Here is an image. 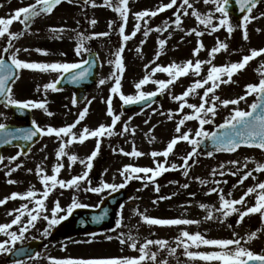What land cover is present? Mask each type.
Returning <instances> with one entry per match:
<instances>
[{"label":"rangeland","instance_id":"1","mask_svg":"<svg viewBox=\"0 0 264 264\" xmlns=\"http://www.w3.org/2000/svg\"><path fill=\"white\" fill-rule=\"evenodd\" d=\"M35 0H11V7L8 13H5L4 7L0 11V18H10L14 14L15 10L21 7L28 6L34 3ZM114 3L117 0H113ZM170 0H129L130 12L128 15V21L125 27V34L131 35L135 29V25L138 22L135 19L134 13L143 10H156L162 4H168ZM196 10L202 15H206L209 12L214 13V23H218L219 13H215V6L211 3L205 4L204 0H191ZM97 5H103L104 0H96ZM182 0H178L177 7L173 9H166L164 12H160L155 17L145 18L147 23L139 21L142 29L138 32L135 37L126 42L125 51L123 53L126 70L121 80L122 91L126 95H135L137 90L135 89V83L139 82L145 75L151 73L152 69L156 64L168 66L170 63L175 62L183 64L187 60L200 59L207 61L209 52L212 47L217 44V40L226 42L229 45L227 52H220L217 54L213 64L216 66H222L229 63L240 62L244 55L250 54L251 49L264 48V4L258 5L252 15L260 17L259 19L253 20L248 25L249 39H243V30L240 25L231 18L230 21L235 27V31L229 36L226 28H221L219 31L208 34L210 29H205L203 25H199L195 17L191 14L188 16L182 15V29H175L174 25V12L183 10L179 7ZM58 9V8H57ZM55 9L51 15H41L37 17L30 28L27 29L24 38L16 45L15 49H20L18 58L27 62H38V63H66L67 61H41L38 60V55H32L35 53L33 48H41L47 45L53 46V42L56 40L71 42L72 53L75 56L83 57L86 53L77 55L75 47L77 44V33H87L86 36H92L96 33L109 32L110 35L107 37L92 38L86 41L85 46L96 50L102 61V69L100 72V80L104 79L106 82L103 85L98 84L93 88L85 100L78 104L73 105L72 100L75 98L73 92L62 91L53 92L48 90L44 91V85L54 81L59 74L54 72H41L33 70H21L20 80L13 87L14 98L20 101L32 100L35 102L46 103L47 109L54 113L53 116L46 115L43 109L34 108V120L44 128L48 126L52 127H63L75 122L78 118V114L85 108H88V114L85 119L81 121L74 132L79 133L84 127L95 129L101 124L110 125L111 117L107 115V103L106 101L111 98L113 102V110L119 115L122 113L120 107L123 104L119 99V95H113L110 92L111 87L114 86V78L112 73L115 70L114 65L110 64V60H114V53L122 46V37L119 34V26L122 23L119 14L111 10L109 7L97 6L92 7L87 5V9L90 10V17L88 20L79 17V13L73 14L68 13L74 9L73 4L62 5L60 10ZM79 9V8H78ZM57 11V12H56ZM85 11V10H84ZM192 9H188L191 13ZM95 19L97 23L93 26L90 22ZM114 21L115 23L109 27V22ZM168 21L172 25L167 32H156L151 31L147 37L143 35L145 29H156L162 27L164 22ZM198 28V30L204 31L205 35L197 37L194 33L187 35L186 33L192 28ZM52 28H64L67 29L61 38L53 39L50 33ZM257 29H260L257 31ZM23 30V24L19 21H14L10 26L11 32L20 33ZM169 36L171 38L169 39ZM166 39L168 42L165 46L163 54L155 64H152L156 52L159 50L158 40ZM8 37L0 38V56L3 49L6 46ZM198 41H202L205 48L199 53L198 57L193 56V49L198 46ZM143 42V43H142ZM25 48L29 51H23ZM140 48L141 53H137L136 49ZM36 54V53H35ZM149 65L146 69L145 66ZM264 55L254 58L245 69L239 71L233 76L234 84H221L220 88L217 89V95L222 99H234L241 96L243 93L242 87L245 81H252L253 83L259 82L261 72H264ZM209 65L205 64L202 67L200 76H194L191 73L185 77L179 78L174 85L170 86L169 90L164 92L165 100L159 105H155L146 111H137L130 114H124L121 116V121L116 125L115 132H122L123 124L130 121L129 127L135 128V135L131 133H124L123 135H113L108 137L105 135L101 138L99 160H93V169L89 176L98 177L97 173L105 171V177L102 181L109 184H121L124 183V177L120 174L121 170L126 165H132L135 167H155L154 158L151 156L153 151L162 152L166 149L168 143L179 134L175 132L178 121L183 118L184 115L191 114L192 110L185 107L181 112L179 109L180 102L174 100L173 96H179L197 79L205 77ZM152 79L157 80H168L169 77L166 73H156ZM226 79V77H225ZM157 85L149 83L143 87V91L151 92L157 90ZM207 87V86H205ZM220 90V91H219ZM204 89H198L196 93L190 95L187 99L189 103L199 105L201 103L200 97L203 94ZM89 101L91 102L89 104ZM235 106H229L224 108L221 105H217L218 112L214 119L213 124L205 125L206 131H211L212 128L219 123L224 121L232 108ZM239 108L245 110L248 108L247 101H241ZM172 113L171 119L169 113ZM147 121V123H146ZM0 123L11 124L14 123L12 120V111L5 104L0 105ZM198 122H187L181 127V132L186 133L191 131L194 137L195 131L198 129ZM154 137V139H153ZM97 143L96 138H89L83 144L73 143L66 149L69 154L77 155L80 159L86 160L87 157L95 149ZM60 142L53 137L45 136L42 142L28 155L23 157L19 155L16 161H11L13 156H17L19 151L16 149L8 150L4 153V161L2 168L0 169V199L10 196L13 192L25 193L28 190H35L37 193L43 191V185L40 182V178L36 175L35 169L37 166H42L44 171L48 175H53V167L57 163L56 151L59 147ZM133 145L138 151L145 153L141 157L125 156L120 152L123 149L126 152H131ZM113 149L116 151L114 152ZM193 150L192 146L186 141H180L174 148L172 154L167 157L166 167L172 164L178 166L183 164L182 157L187 156L189 152ZM47 157V159H45ZM245 158H248L247 169L243 171H250L255 167L254 162L262 163L254 152L239 150L235 155H221L211 160H201L197 166L192 170L191 174L187 178H183V168H179L175 171L165 172L160 181V192L154 194L152 187L143 189V185L136 183V210L140 213L146 214L152 218H187L200 221V223L188 225V226H155L146 224L140 215L131 214L130 209L135 207V200H130L127 205L123 207L122 217L125 218L122 223V227L115 229L114 231L102 233L97 237H83L77 238L69 243H55L49 248L50 253L59 255L57 258L66 257H96V256H128L136 257L139 255L137 251H133L128 245H121L115 237L122 231L125 234L131 233L137 237L141 242L145 238L147 239H164L169 241L171 247H176V237L179 236L181 230H188L191 233L200 232L208 239H229L233 238L234 232L239 233L240 237L244 239L250 232L264 230V224L262 222L260 214H250L245 217L244 221L237 225L238 214H233L228 218L225 223H220L217 220H206L208 212H213L215 216H219L220 213L216 211L220 208V202L218 193H212L206 195L211 189L218 188L222 189L226 198L228 199H239L247 191L249 187L262 182V174L254 172L253 176L249 177L246 183L237 185V181L240 180V175L233 176L230 171H235V168L229 161L239 160L240 166L242 167L245 163ZM105 159V160H103ZM155 160L165 163V157H156ZM65 165L62 169L59 178L69 180L73 176L82 174L86 169L85 165L81 164L79 160L72 164L67 157L63 159ZM223 164L225 167L222 169L226 174L224 176L219 175L220 165ZM17 171L13 172L11 177L7 176L6 173L10 168L17 167ZM32 169V172L28 170ZM217 169V174L212 175V170ZM143 176L144 174H139ZM150 175V174H149ZM199 177L208 183L201 185L199 180L195 179ZM13 179L17 181L15 184H9L7 181ZM135 180V179H133ZM132 180V181H133ZM216 180L224 181L219 185L215 183ZM92 187H99L91 179ZM188 183L189 187L184 189L183 184ZM88 185L86 182L81 183V190L76 191L74 189H59L54 190L48 199L45 201L50 216L51 210L55 207V202L58 200L62 209H67L76 197L80 203L95 206L105 195L107 191L102 193H93L83 191ZM235 186V187H234ZM109 191V190H108ZM195 193V196L190 194ZM228 193H231L229 196ZM189 195V196H187ZM160 196H171V199L159 200L158 203L154 204L153 201L157 200ZM39 198V196L37 197ZM251 198V199H247ZM246 198L247 206L255 204V194ZM27 201L16 199L9 200L5 205L0 206V219H3V213L6 208L18 209ZM207 204L208 209H202L200 204ZM33 207L29 204V208ZM129 207V208H128ZM238 208L242 206L238 205ZM128 208V209H127ZM170 209V210H169ZM60 213L59 215H63ZM6 222V221H5ZM2 221L0 224L5 223ZM45 224H48L45 221ZM136 224V225H135ZM231 224L229 228L227 225ZM36 232V231H35ZM112 236V240H108L107 237ZM257 239H254L251 243L245 244L244 246L250 248L256 253L264 252V231H258ZM92 240L91 243L85 241ZM79 241V243H77ZM106 241H110L106 243ZM244 241L242 240V244ZM66 246V247H65ZM139 246V245H138ZM123 249V250H122ZM191 251L208 252L214 249L208 246H201L199 249L193 247ZM152 251H158V259L166 260L170 264H176L179 262V256L183 255V248H177V252L174 256L168 254L167 248L163 251L158 249V246H152ZM183 257H186L183 255ZM183 264H206L203 261H190L186 257V261ZM216 264V262H212Z\"/></svg>","mask_w":264,"mask_h":264},{"label":"snow or ice","instance_id":"2","mask_svg":"<svg viewBox=\"0 0 264 264\" xmlns=\"http://www.w3.org/2000/svg\"><path fill=\"white\" fill-rule=\"evenodd\" d=\"M64 0H35L34 3L21 7L15 10L14 14L10 18H0V38L8 37V47L3 49L4 53H9L13 48L12 41L19 39L22 33L11 32L10 26L14 21H19L25 26V30L30 28L33 21L40 17L41 15H51L54 9L57 6L61 5ZM69 4L77 3L79 0H67ZM178 0H170L168 4H162L156 10H143L140 12L134 13L135 19L138 21L135 25L134 31L131 35L125 34V27L128 21V15L130 12L129 0H117L116 3L113 0H104L103 5H97L96 0H83V5H91L92 7L103 6L109 7L111 10L119 14L122 23L119 26V34L122 37V46L119 47L114 53V60H110L109 63L114 65L116 71L112 73L114 78V86L111 87L110 92L113 95L118 94L119 99L122 101L123 106H130L136 104H142L145 102H154V98L158 95H162L166 90H169L170 86L174 85L175 82L181 78L189 75L191 73L194 76H200L203 65H209L207 70V75L200 79L195 80L186 91H184L179 96H173L172 98L180 102L179 109L182 112L185 107L191 109V114L184 115L182 119L178 121L175 132L179 135L174 137L167 145L166 149L162 152L153 151L151 156L154 158L155 167H135L132 165H126L120 172L124 177V183L119 185L109 184L103 181L100 182L99 187L91 186L90 172L93 168L92 161L99 155L101 138L105 135L111 137L113 135H123L124 133H131L135 135L136 129L130 128V121L123 124L122 132H115L114 129L116 125L121 121V116L123 113L117 115L113 110L112 99L109 98L107 103V115L111 117V124L104 125L101 124L95 129H90L84 127L82 131L76 133L73 131L83 121L88 114V108L85 107L79 114L78 118L72 124L63 126V127H52L48 126L47 128L41 127L35 120L32 121L31 127L28 128H17L11 130L9 126L5 123H0V146L11 145L14 140H23V141H32L33 138L40 137H53L60 142L59 147L56 151L57 163L52 169L53 175H48L42 166H37L35 169L36 175L40 178V182L43 185V191L37 193L35 190H28L25 193L13 192L10 196H7L3 199H0V206L5 205L9 200H24L27 203H24L20 208L14 209L8 212V215L13 216L14 218L10 223L0 224V234L6 237V239L0 241V255L2 254H14V255H24L27 254L29 259L40 258V254L36 253L32 255L24 249H17V242H22L25 238V234L30 231L31 228L36 227V222L44 220L48 222V227L44 230L43 235L48 236L51 234V229L55 226H58L62 221L68 220L72 215L73 211L78 208L88 207L85 204L79 202L76 197H73L71 205L67 209H62L59 201L55 202V207L51 210L50 216L46 214L48 209L46 207L45 201L51 195V193L59 189H74L76 191L81 190V183L86 182L87 187L83 189L86 192L93 193H102L107 189L111 191H117L118 189L124 188L127 186V183L133 179L141 180L145 182V187L149 184L154 186L155 192H160V185L156 183V178L163 175L168 171H175L179 168H183V175L185 177L189 176V169L191 167L189 161L193 157L199 154L200 146L204 143L205 140H210L211 145L214 151L216 152H227L234 153L242 146L249 148H256L264 151V72H261V78L258 83H250L245 87V94L234 99H222L217 95V89L220 88L221 84H231L235 83L233 76L239 71L246 68L250 61L256 57L264 55V48L259 50L251 49L250 54L244 55L240 62H234L225 64L222 66H216L213 64L218 53L224 51L227 52L229 45L226 42L217 40V44L211 48L209 52V59L207 61L195 59L187 60L183 64H178L175 62L170 63L168 66H163L156 64L152 69L151 73L145 75L139 82L135 83V89L137 94L135 95H126L122 91L121 80L123 74L126 70L123 53L125 51L126 42L135 37V35L141 31L142 26L139 21H144L147 23L145 18L155 17L160 12H164L166 9H173L177 7ZM205 4H213L215 6L214 12L219 13L220 17L218 18V23H214L213 17L214 13L209 12L206 15H202L198 10L195 9L194 4L191 0H182V3L179 4V7L183 10L174 12L175 20L174 25L175 29H182V15L188 16L191 14L197 20L199 25H203L205 29H210L208 34L219 31L221 28H226L229 36L235 31V27L229 19V0H204ZM261 3H264V0H236V4L239 6V11L241 13H246L242 16V22L236 27H240L243 30V39H249L248 25L255 19L260 17L253 16V10ZM188 9H192L191 13L188 12ZM264 16V14H262ZM93 26L97 23L95 19H92L90 22ZM115 23L114 21L109 22V27ZM172 25L168 21L164 22L162 27H157L156 29H145L143 35L147 37L151 31L156 32H167ZM260 29H257L259 31ZM67 31L64 28H52L50 33L53 39L61 38L63 33ZM195 34L197 37H202L205 35L204 31L198 30V28H192L188 31L187 35ZM109 32L96 33L92 36H86L84 33H77V44L75 47V52L77 55H81L84 52H88L90 55L91 49L85 46L86 41L92 38L107 37ZM171 36H169V39ZM166 39H159L158 45L159 50L156 52V55L151 62L155 64L159 60L160 56L163 54L165 46L167 44ZM143 43V42H142ZM205 48V45L202 41H198V46L193 49V56L198 57L199 53ZM20 49H15L11 53L10 63L7 62L2 56H0V103H4L6 106H14L16 109H43L48 116H53L54 113L47 109L46 103L44 102H35L32 100L20 101L14 98L13 85L17 80L20 79V70H33L41 72H54L59 74L58 77L44 85V91L47 92L51 90L53 92L61 91L62 89L57 87L63 81L76 84L84 79H86L91 74V68L94 65L92 60H83L80 63H38V62H27L18 58V53ZM23 51L27 52L29 49L25 48ZM35 51L48 55L49 53L45 49L37 48ZM137 53H141L140 48L136 49ZM84 65H88V68H85ZM149 65H146L147 69ZM264 67V65H262ZM156 73H166L169 77L168 80H157L152 79ZM226 77V79H225ZM11 82V83H10ZM105 80L101 79L99 81L100 85L105 84ZM149 83L157 85L156 91L145 92L143 87ZM207 86V87H205ZM198 89H204L202 96L200 97L201 103L199 105L192 104L188 102V97L193 93H196ZM249 96L254 97L253 102L249 105L248 110H242L239 108L241 101H247ZM73 105L77 103L75 98L72 100ZM91 102L89 101V104ZM221 105L224 108H228L230 105L235 106L232 108L230 114L224 118V122L220 123L216 131H206L205 125L213 124L214 119L217 115L218 108L217 105ZM150 106V105H149ZM172 113H169V118L171 119ZM198 121L199 127L194 133V137L191 131L182 133L181 127L185 124L186 121ZM147 123V121H146ZM89 138H96L97 143L95 149L87 157L86 160L80 159L77 155L69 154L67 148L73 143L83 144ZM154 139V137H153ZM180 141L188 142L193 150L187 154V156L182 157L183 164L178 166L172 164L169 167H166L167 157L173 153L175 146ZM115 152L116 150L113 149ZM120 152L125 156L132 157H141L145 153L138 151L133 145L131 152H126L123 149H120ZM23 149L18 153L17 156H13L10 159L11 161H16L19 158V155H23ZM209 156L213 155V152L208 153ZM163 156L165 157V163H161L155 160L156 157ZM67 159L75 164L78 160L81 164L85 165V171L80 174L73 176L69 180L60 179V173L64 169L65 165L63 159ZM4 157L0 156V163H3ZM47 159V157H45ZM248 158H245V163L243 166H240L239 160L229 161V164L235 168V171H230V174L233 176L240 175L243 172V175L240 176L238 184H243L249 177L253 176L254 172L264 173V163L254 162L255 167L244 172V169H247ZM17 167L10 168L6 173L7 176L11 177L12 173L17 171ZM225 166L220 165L219 175L224 176L229 173H225L222 169ZM32 172V169L28 170ZM217 169L212 170V175L217 174ZM143 173L141 176L139 174ZM150 174V175H149ZM195 179L199 180L201 185L208 183L207 181L196 177ZM221 182L227 183V180L220 181L216 180L215 183L219 185ZM9 184H15L17 181L9 179L7 181ZM184 189L189 187L188 183L182 185ZM235 187V186H234ZM218 193L220 208L217 209L220 213L219 216H215L213 212H208L205 217L206 220H217L220 223H225L230 216L233 214H238L237 225H240L245 217H248L250 214H260L262 221H264V182H259L256 185L249 187L247 191L239 199H228L226 198L222 189L213 188L206 195H211L212 193ZM255 194V204L252 206H247L246 197ZM195 196V193L190 194ZM230 196L231 193H228ZM39 196V198H37ZM171 199V196H160L157 200H154L153 203L156 204L159 200ZM29 204H32L33 207L29 208ZM240 205L242 208H238ZM202 209H208L207 204H200ZM63 215H59L60 213ZM123 212V206H121V213ZM136 214L140 215L143 221L148 225L155 226H188L193 224H199L200 221L187 219V218H152L146 214L140 213L139 210H136ZM27 216V220H24V217ZM94 221H100L103 217H94ZM14 226H18L17 231H12L11 229ZM229 228L232 227L231 224L227 225ZM117 229L122 227V215L121 219L117 221ZM264 231V230H258ZM258 231L250 232L247 235V238L239 236V233L234 232L233 238L229 239H208L200 232L191 233L188 230H181L178 237H176V247H171L169 241L164 239H147L145 238L141 242L137 237L133 236L131 233L125 234L120 232L115 238L118 239L121 245H128L133 251L139 253L136 257L120 256H96V257H66V258H54L49 257L50 264H168L166 260L158 259L159 252L152 251V246H158L160 251H163L167 248L168 254L174 256L177 252V248H183V255H185L190 261H203L206 264H264V252L256 253L250 248L244 246L245 244L251 243L254 239L258 237ZM95 234H93L94 238ZM108 240H112V236L107 237ZM242 240L244 243L242 244ZM86 243L93 242L92 240L85 241ZM79 243V241H77ZM139 245V246H138ZM201 246H208L213 248V251L201 252V251H191L193 247L199 249ZM66 247V246H65ZM123 250V249H122ZM15 264H25L23 260L17 259Z\"/></svg>","mask_w":264,"mask_h":264},{"label":"water","instance_id":"3","mask_svg":"<svg viewBox=\"0 0 264 264\" xmlns=\"http://www.w3.org/2000/svg\"><path fill=\"white\" fill-rule=\"evenodd\" d=\"M83 1V0H80ZM229 12L233 13L235 16H238V18H241L246 13H241L239 11V6L236 4V0H229L228 5ZM236 11V12H234ZM3 58L10 63V52L4 53ZM85 68H88V65H84ZM97 69L93 68L91 69V74L84 80L73 84L69 83L67 81H63L60 85H57L59 88H65V87H71L75 89L78 93V100H81L84 92L87 90V88L95 83L96 80V73ZM11 83V82H10ZM162 97L157 96L154 98V102L161 101ZM154 102H145L142 104H136V105H130V106H123L122 110L126 113L136 110L139 107H146L149 104H152ZM14 111V120H18L21 122H24L25 124L22 126H13L10 125L9 128L11 130H15L17 128H28L31 127L32 123V111L31 109H16L14 106L11 107ZM216 131V129L214 130ZM41 140L40 136H37L33 138L32 141H23V140H14L11 145H3L0 146V156H2L3 149L6 148H13L18 147L23 149L24 155L28 154L31 150V148L36 145ZM213 152V155L215 154H226L227 152H216L213 150L211 141L205 140L204 143L200 146L199 154L191 161H189L191 167L190 169L196 164L198 158H210L212 156H209L208 153ZM189 169V170H190ZM129 196V193L127 191H118L113 193L111 196H109L101 205L99 210H89V209H77L73 212L72 216L62 222L61 226L53 231L54 238H72L79 235H86V234H94L97 232H100L104 229H106L108 226H111V221L113 220V217L116 213L117 207L120 203L124 202ZM94 217H103L100 221H94ZM109 222V223H108ZM39 245L36 242H32L20 249L26 250L28 253H31L34 255ZM29 257L27 254L24 255H11L12 262H15L17 259H24Z\"/></svg>","mask_w":264,"mask_h":264},{"label":"flooded vegetation","instance_id":"4","mask_svg":"<svg viewBox=\"0 0 264 264\" xmlns=\"http://www.w3.org/2000/svg\"><path fill=\"white\" fill-rule=\"evenodd\" d=\"M68 3V2H67ZM264 4V3H262ZM62 5H65V4H62ZM73 6H74V9L73 11L71 12H68V13H73V14H76V13H79V17H82L86 20H88V18L91 16L90 15V10L87 9V6L77 2V3H73ZM2 7H4L5 9V13H8L10 11V7H11V0H0V11L2 10ZM62 6H60V8H58V10L61 9ZM79 8V9H78ZM85 10V11H84ZM57 12V11H56ZM231 18V17H229ZM27 30H25V26L23 25V31L21 32L22 35L20 36L19 39H16V40H13L12 43H13V46H16L18 44V42L24 38V35L26 33ZM87 33H85L86 35ZM8 44V41L6 42V45ZM71 42H67V41H61V40H56L55 42H53V46H45V47H41L40 49H45L47 50V52L49 53L48 55H43L37 51H35V49L37 48H33V51H35V53H31L32 55H38L39 56V59L38 60H41V61H46V62H49V61H67L66 63H80L82 62L83 60H87L88 58V55H90L88 52H86L83 57H78V56H75L73 53H72V49H71ZM91 49V53H97V56H98V59L100 61V69L102 67V62L100 60V55L99 53L96 51V50H93L92 48H89ZM99 81L98 80V84H99ZM236 83V82H235ZM250 83H253L252 81H245V84L240 87V89H242L243 93L241 94L244 95L245 94V87L246 85L250 84ZM258 83V82H256ZM97 84V85H98ZM231 84H234V83H231ZM230 85V84H229ZM93 89V88H92ZM63 91H69V92H73L72 90L70 89H66V90H63ZM91 91V90H90ZM220 91V90H219ZM62 92V91H60ZM75 94V93H74ZM253 99L254 97L252 96H249L247 98V102H248V107L249 105L253 102ZM248 110V109H247ZM241 150H245V151H250V152H254L256 154V156L262 160V163H264V151L262 150H259V149H241ZM240 150V151H241ZM239 152V151H238ZM238 152L234 153L233 155L237 154ZM232 156V155H230ZM105 160V159H103ZM106 161V160H105ZM262 174V182H264V173H261ZM97 175H99V177H94V176H91V179L93 182L96 183V185H99L102 178L105 177V171H99L97 173ZM184 179L187 178V177H184L182 176ZM189 177V176H188ZM162 180V178H156V183H160V181ZM247 181H244V183H246ZM138 183V182H136ZM243 183V184H244ZM145 185V184H144ZM143 185V189H146V188H149V187H152L151 190H153V193L156 194L157 192H155L154 190V186L152 184H149L147 187H145ZM237 185L238 186H241V184H238V181H237ZM100 186V185H99ZM126 187L130 188L131 190V198L124 204L122 205L123 207L125 205H127V203L130 202V200H135L134 202V205L135 207L133 209H130L131 211V214L133 215V217H135L136 215V196L134 195L135 194V191H136V185H135V182H130ZM106 192V195L103 197L106 198L111 192L107 190ZM225 192V191H224ZM189 196V195H187ZM247 198V197H246ZM102 199V200H103ZM247 199H251V198H247ZM101 200V201H102ZM169 199H167L168 201ZM129 208V207H128ZM127 208V209H128ZM5 210V213H3V219H0V223L2 221H6L5 223H10L11 220L14 218V215L13 216H10L8 215V212L9 211H12L14 209L12 208H6L4 209ZM170 210V209H169ZM121 207L119 208L118 210V213L115 217V221H114V224H113V227L106 230L104 233H107V232H111V231H114L115 229H117L116 225H117V221L121 219ZM125 218L122 217V223H123V220ZM24 220L26 221L27 220V216L24 217ZM263 224H264V221H262ZM136 225V224H135ZM48 227V224H45V221L44 220H40L38 222H36V227L35 228H31L29 232H27L25 234V238L22 242H17V245H16V248L17 247H21L23 245H25L26 243L30 242V241H40L41 243V247L40 249L38 250L37 253L40 254V258H36V259H25L23 260L25 262V264H50L49 262V257H54V258H57L59 257V255H55L54 253H50L49 251V248L52 244H55V243H69L73 240H76V239H72V240H60V239H53L51 234H52V230L53 228L50 230L51 231V234L48 235V236H44L43 235V232L44 230ZM12 231H17L18 230V226H14L12 229ZM36 231V232H35ZM101 235V234H100ZM99 235H96L94 237H97ZM90 237H93V236H90ZM79 238H83V237H79ZM6 239L5 236H3L2 234H0V241ZM110 241H106V243H109ZM8 256L9 254H2L0 255V264H13L9 261L8 259ZM186 261V257H183V255H180L179 256V262L176 263V264H183V262ZM15 264V263H14ZM170 264V263H168Z\"/></svg>","mask_w":264,"mask_h":264}]
</instances>
